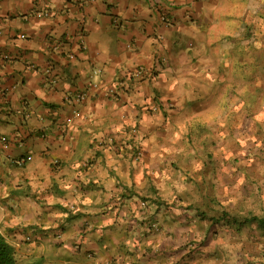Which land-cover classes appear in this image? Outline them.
<instances>
[{
    "label": "crops",
    "instance_id": "0c3cea01",
    "mask_svg": "<svg viewBox=\"0 0 264 264\" xmlns=\"http://www.w3.org/2000/svg\"><path fill=\"white\" fill-rule=\"evenodd\" d=\"M209 9V0H0V231L22 262L203 264L187 244L205 235V215L174 197L175 162L161 151ZM138 66L145 79H133ZM86 88V101L70 99Z\"/></svg>",
    "mask_w": 264,
    "mask_h": 264
},
{
    "label": "rangeland",
    "instance_id": "374dc122",
    "mask_svg": "<svg viewBox=\"0 0 264 264\" xmlns=\"http://www.w3.org/2000/svg\"><path fill=\"white\" fill-rule=\"evenodd\" d=\"M209 8L204 32L191 36L193 44L190 45V52L196 61L183 69L192 76V83L188 84L191 86L189 94L186 93L188 99L186 94L173 98V107L169 112L172 126L162 137L169 145L163 147L161 153L165 154V149H168V157L175 162V189L181 193L174 197L185 198V201L189 199L197 205L199 213L205 215L204 221L197 227L200 232L205 231V235L196 236L187 244L197 258L202 257L198 262L264 264V228L259 227L261 220L247 219L246 222L240 221L245 222L243 224L237 223V220L252 215L264 217V141L257 140L264 131L255 128L251 119H245L242 124L238 120L233 127L235 132L225 138L227 132L224 127L226 110L232 107V103L225 100V91L230 87L243 90L245 86L241 71H236L237 60L240 59L233 45L247 36L249 25H256L260 33L264 29V0H209ZM260 33L264 42V35ZM213 74H216L215 80L218 76L219 80L217 91L211 94L204 80L210 79ZM186 88L188 90L189 87ZM197 98L202 101L198 103ZM193 99L194 105L189 106ZM258 115L264 118V115ZM203 122L211 125L215 134L218 131V146L209 142L207 147H202L201 139L195 134L199 131L195 125ZM191 133L192 139L189 136ZM210 152L214 158H221V186L217 193L214 190L217 183L213 179V163L208 156ZM228 175L231 179L225 180ZM198 186L201 188L197 189ZM220 215L222 218L217 220Z\"/></svg>",
    "mask_w": 264,
    "mask_h": 264
},
{
    "label": "trees",
    "instance_id": "16d2710c",
    "mask_svg": "<svg viewBox=\"0 0 264 264\" xmlns=\"http://www.w3.org/2000/svg\"><path fill=\"white\" fill-rule=\"evenodd\" d=\"M260 31L257 30L256 25L253 24V27L249 25V30L247 32V36H244L242 39H238L237 43L233 45L235 50V54L239 57V61L237 60L236 71H241L242 78L244 79L243 84L244 89L240 90L238 87H230L225 91L224 95H226L225 100L232 103L231 108H227L226 114L227 118L224 121V127L227 132L226 137H229L234 133L233 127L237 124V121L242 124L245 119H251L254 122V127H258L259 131H264V118H261L258 114L264 115V42L262 41L260 35L258 34ZM260 34L264 35V29ZM228 37V36H227ZM235 38V42H236ZM228 40L232 41L228 38ZM233 40V41H234ZM210 73L209 75H211ZM216 74H213L210 79L204 80L206 85L208 84L210 87L211 94H214L216 90V83L219 80V76L216 79ZM223 83V82H222ZM240 90V91H239ZM234 95V97H233ZM236 96V97H235ZM198 99V103L202 100ZM195 99V100H197ZM194 99L189 106L194 105ZM253 119V115H255ZM197 130V137L201 139L202 147H207L209 142L214 146L217 145L218 142V131H213V127L208 125L206 122L197 123L195 125ZM243 126V125H242ZM240 126L242 129L243 127ZM262 129V130H260ZM208 134V135H207ZM230 134L229 136H227ZM190 138H193V134L189 135ZM202 137L204 140H202ZM222 137V135H221ZM232 137V136H231ZM256 138V137H255ZM230 138H228L229 140ZM257 140L263 142L264 134L261 135ZM210 158H214L213 153H208ZM228 212H224L226 214ZM221 214V215H223ZM221 215L217 218H222ZM249 221H257L260 219V228H264V217H260L257 215H252L243 220H237V223H245L247 220ZM245 221V222H240ZM0 264H41L40 262H22L18 256V252L15 247L7 240V238L0 231Z\"/></svg>",
    "mask_w": 264,
    "mask_h": 264
},
{
    "label": "built area",
    "instance_id": "2783aa9c",
    "mask_svg": "<svg viewBox=\"0 0 264 264\" xmlns=\"http://www.w3.org/2000/svg\"><path fill=\"white\" fill-rule=\"evenodd\" d=\"M71 57H73V55H70ZM100 71V69H96L95 72L98 73ZM48 72H51V69L48 70ZM148 75L147 69L144 66H138L134 69L133 73H132V77L135 80H141V79H145ZM112 93H115L116 95H120V90L118 87H114L112 90ZM91 95V90L89 88L86 89H81L76 91L74 94L71 95V100L73 102H77V103H81L86 101ZM2 140L4 142H7V138H2ZM141 155H139L137 158H140ZM19 164L23 163V160H21L20 162H18ZM56 164H59V160H56ZM154 227H156V225L154 224ZM28 239H30V236L28 237Z\"/></svg>",
    "mask_w": 264,
    "mask_h": 264
}]
</instances>
